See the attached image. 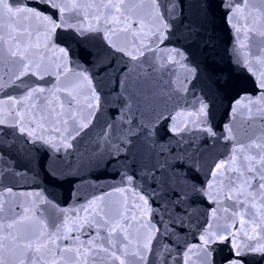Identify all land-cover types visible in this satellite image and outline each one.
Masks as SVG:
<instances>
[{
    "label": "snow or ice",
    "instance_id": "obj_1",
    "mask_svg": "<svg viewBox=\"0 0 264 264\" xmlns=\"http://www.w3.org/2000/svg\"><path fill=\"white\" fill-rule=\"evenodd\" d=\"M0 264H264V0H0Z\"/></svg>",
    "mask_w": 264,
    "mask_h": 264
}]
</instances>
